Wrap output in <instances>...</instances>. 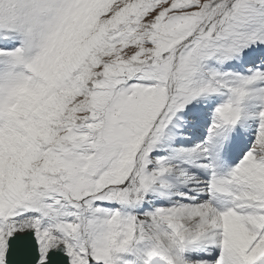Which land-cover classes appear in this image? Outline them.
<instances>
[{"label": "snow or ice", "instance_id": "1", "mask_svg": "<svg viewBox=\"0 0 264 264\" xmlns=\"http://www.w3.org/2000/svg\"><path fill=\"white\" fill-rule=\"evenodd\" d=\"M0 264H264V0H0Z\"/></svg>", "mask_w": 264, "mask_h": 264}]
</instances>
